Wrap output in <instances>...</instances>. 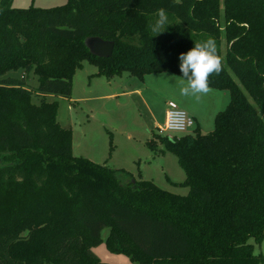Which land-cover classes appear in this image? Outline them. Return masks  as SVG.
Returning a JSON list of instances; mask_svg holds the SVG:
<instances>
[{"label": "trees", "instance_id": "16d2710c", "mask_svg": "<svg viewBox=\"0 0 264 264\" xmlns=\"http://www.w3.org/2000/svg\"><path fill=\"white\" fill-rule=\"evenodd\" d=\"M160 8L170 25L156 34ZM91 37L112 41V55L92 56ZM208 37L222 60L209 88L227 91L229 102L209 134L158 137L185 174L186 195L73 155L71 132L47 99L69 98L82 61L107 78H182L179 54ZM104 228L107 247L136 264H264L255 253L264 240V0L26 9L0 0V264H107L91 251Z\"/></svg>", "mask_w": 264, "mask_h": 264}, {"label": "rangeland", "instance_id": "374dc122", "mask_svg": "<svg viewBox=\"0 0 264 264\" xmlns=\"http://www.w3.org/2000/svg\"><path fill=\"white\" fill-rule=\"evenodd\" d=\"M66 1L10 0V6L49 8ZM225 49L223 41L222 54ZM99 70L96 63L82 61L71 76L69 98L47 99L57 104V123L71 132L73 155L111 169H123L135 179L150 181L169 193L186 195L188 188L181 184L185 174L176 157L159 142L158 137L164 135L156 127L164 124L167 103L174 102L193 118L194 127L186 133L172 134L171 138L194 135L197 123L201 134H209L215 115L229 102L228 92L208 88L206 93L184 96L180 94L182 78L171 72L154 73L140 81L126 73L107 78ZM25 80L26 85L37 86L32 74H27ZM151 143L155 149L149 147ZM108 232L107 228L102 230L98 242L91 247L92 253L103 263L136 264L126 254L107 247ZM255 253L264 255V240L255 246Z\"/></svg>", "mask_w": 264, "mask_h": 264}, {"label": "clouds", "instance_id": "9594fccd", "mask_svg": "<svg viewBox=\"0 0 264 264\" xmlns=\"http://www.w3.org/2000/svg\"><path fill=\"white\" fill-rule=\"evenodd\" d=\"M168 25L170 24L166 10L158 9L156 18L150 25L152 31L161 33ZM178 61L182 76L180 94L184 96L206 93L209 88V76L222 70V60L217 54L216 41L212 37L197 42L186 52L180 53Z\"/></svg>", "mask_w": 264, "mask_h": 264}, {"label": "built area", "instance_id": "2783aa9c", "mask_svg": "<svg viewBox=\"0 0 264 264\" xmlns=\"http://www.w3.org/2000/svg\"><path fill=\"white\" fill-rule=\"evenodd\" d=\"M194 120L184 110L180 109L174 102L167 103V110L163 126H157L159 134L171 138L175 133H186L193 129Z\"/></svg>", "mask_w": 264, "mask_h": 264}, {"label": "water", "instance_id": "95a60500", "mask_svg": "<svg viewBox=\"0 0 264 264\" xmlns=\"http://www.w3.org/2000/svg\"><path fill=\"white\" fill-rule=\"evenodd\" d=\"M84 45L92 56L109 58L112 55L114 43L100 38L91 37L84 41Z\"/></svg>", "mask_w": 264, "mask_h": 264}, {"label": "crops", "instance_id": "0c3cea01", "mask_svg": "<svg viewBox=\"0 0 264 264\" xmlns=\"http://www.w3.org/2000/svg\"><path fill=\"white\" fill-rule=\"evenodd\" d=\"M60 1H61V0H59V2H60ZM150 75H151V74H150ZM147 76H148V75H146V77H147ZM179 108H180V107H179ZM180 109H181V108H180ZM182 110H184V109H182ZM184 111H185V110H184ZM194 114H195V115H198V113H195V112H194ZM196 128H199L198 123L195 125V128H194V129H196Z\"/></svg>", "mask_w": 264, "mask_h": 264}]
</instances>
